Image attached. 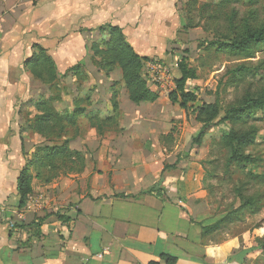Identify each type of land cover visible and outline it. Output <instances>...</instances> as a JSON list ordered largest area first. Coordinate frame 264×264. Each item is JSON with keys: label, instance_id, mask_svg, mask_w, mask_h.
<instances>
[{"label": "crops", "instance_id": "0c3cea01", "mask_svg": "<svg viewBox=\"0 0 264 264\" xmlns=\"http://www.w3.org/2000/svg\"><path fill=\"white\" fill-rule=\"evenodd\" d=\"M176 2L0 0V264H166L162 256L175 264H264V249L254 240L257 231L216 229L217 221L208 214L200 149L179 159L184 148L162 145L171 132L155 128L160 114L139 128L143 117L125 114L129 99L121 94L118 122L128 117L129 128L102 135L80 130L69 149L84 156L83 171L49 183L33 178L32 194H43V208L36 214L18 208L20 170L36 148L50 145L30 130L35 103L48 98L39 94L42 84L25 66L34 46L46 49L58 75L74 67L58 58L75 57L80 41L95 40L89 35L95 31L100 37V28L108 26L120 29L138 56L161 57L180 27ZM111 74H104L109 83ZM148 88L159 96L148 105L168 96ZM111 96L102 102L89 97L86 112L112 116ZM79 100L73 98L64 109L71 113ZM153 187L159 194L146 193ZM18 212L22 227L10 231ZM37 221L38 229L30 226Z\"/></svg>", "mask_w": 264, "mask_h": 264}, {"label": "rangeland", "instance_id": "374dc122", "mask_svg": "<svg viewBox=\"0 0 264 264\" xmlns=\"http://www.w3.org/2000/svg\"><path fill=\"white\" fill-rule=\"evenodd\" d=\"M255 2L252 5L246 0L234 4L220 0H177L176 12L180 27L176 29L172 40H168L162 56L150 58L168 67L173 81V76L179 77L177 64L183 59L186 66L195 73V79L186 83V91L196 96V104H217L219 118L223 117L227 109L242 105L248 97H264V82L260 79L247 77L238 82L232 75L239 66L253 69L264 63V51L260 50L253 59L243 60L217 52L215 46L244 35L242 30L245 24L255 29L264 22V0ZM92 33L89 38L93 36L96 39H88V43L80 41L75 57L58 58L60 63L69 60V66L78 67L75 71L79 75L69 70L58 75L53 89L43 83L39 87L41 96L49 97L52 94L59 98L60 102L55 104L59 112H62L61 109L67 111L64 107L68 108L73 98L84 101L93 96L96 102L111 96L113 91L118 96H127L121 82L120 69L112 72V81L109 83L103 71L98 68L100 57L90 49L93 42L108 38L107 33L101 31L100 37H97L100 34L95 31ZM143 72L145 74L144 70ZM114 77L117 78L116 81ZM145 81L148 83L146 79ZM164 93L168 96L170 94ZM168 96L160 97L159 102L153 106L148 105L149 103L134 105L127 99L131 106L125 104V114L135 113L143 117V121L138 124L139 128L145 127L146 118L160 114V121L157 119L155 128L171 132L170 141L166 138L162 145L167 149L175 146L184 148L179 153V159L181 156L182 159L183 156L190 157V154L200 156L205 172L204 190L207 192L208 214L212 215V220L217 221L216 229L224 234H241L249 229L257 231L254 240L264 249V112L255 113L254 119L246 122L236 120L211 125L204 137L196 143L201 124L196 122L192 108L183 111L177 104H172ZM131 122L127 117L123 122H118L116 127L112 126L111 130L129 128ZM77 128L87 131L90 127L86 119L80 118L77 120ZM249 131L254 132L253 143L239 144L237 138ZM231 134L234 136L231 137ZM39 137L46 144L58 142ZM196 147L200 150L194 154L191 150ZM65 172L66 176L75 174L69 170Z\"/></svg>", "mask_w": 264, "mask_h": 264}, {"label": "trees", "instance_id": "16d2710c", "mask_svg": "<svg viewBox=\"0 0 264 264\" xmlns=\"http://www.w3.org/2000/svg\"><path fill=\"white\" fill-rule=\"evenodd\" d=\"M220 1L234 4L242 0ZM246 1L252 5L256 4V0ZM101 31L106 32L108 38H101L90 46V49L95 53L94 55L100 57L101 61L98 68L106 75H109L117 68L120 69L121 82L131 103L135 105L155 103L159 96L148 88L142 73L145 63L153 60L138 56L117 27L100 28ZM242 31L244 35L229 39L231 42L216 44V51L239 57L243 60L253 59L260 50L264 51V22L255 29H251L248 24H245ZM34 50L32 56L26 60L25 66L36 81L53 89V83L58 79L56 66L47 55L46 49L35 45ZM177 67L179 78L174 79L175 91L169 94L168 99L172 104H177L184 111L192 108L196 122L201 124L196 143L204 137L211 125H219L236 120L246 122L254 119L255 113L264 112V97L258 99L248 97L243 101L242 105L227 109L223 117L219 118L220 110L217 104H196V96L186 91V83L195 79L194 71L186 66L183 59L179 61ZM77 68H72L71 72L74 71V74L78 73L75 71ZM76 75H79V73ZM232 75L238 82L243 81L247 77L258 78L264 82V63H260L258 67L253 69L239 66L232 72ZM56 102H60L59 98L51 94L48 98H41L35 103L36 115L31 121L30 130L42 138L54 139L58 142L36 148L31 155V159L20 170L16 181L19 209L25 206L28 196L32 194L31 181L33 178L39 179L43 183H49L58 176H66L64 175L67 173L65 172L66 170L75 174L83 171L85 167L84 156L80 152L69 149V143L76 139L80 132V128H77L78 119H86L88 126L97 130L100 135L103 132L111 131L112 126L116 127L118 125L119 108L116 91L112 92L110 99L113 115L108 118H100L93 113L86 112V103H89V97L84 99V101L79 100V104L75 105L74 111L71 113L67 111L59 112L54 105ZM189 105L191 106L189 107ZM68 127H71V129H68ZM232 136L234 134H231ZM253 138L254 132L249 131L237 139L239 144L250 145L253 143ZM146 193L159 194V191L156 187H153ZM59 218L61 219V217ZM16 226L22 227L20 224ZM30 226L38 229L40 222H33ZM39 235L37 231L34 233L36 237H39ZM162 259L166 264H175L176 262L174 258L167 256H162Z\"/></svg>", "mask_w": 264, "mask_h": 264}, {"label": "built area", "instance_id": "2783aa9c", "mask_svg": "<svg viewBox=\"0 0 264 264\" xmlns=\"http://www.w3.org/2000/svg\"><path fill=\"white\" fill-rule=\"evenodd\" d=\"M143 70L144 78L148 81L147 86L160 89L167 93L175 90V83L172 79L171 72L168 67L160 65L158 62L148 61L145 63ZM44 196L41 193L31 194L28 196L23 211L36 214L41 211L44 205ZM23 213L18 212L17 220H10L8 228L10 231L17 229L16 225L22 222Z\"/></svg>", "mask_w": 264, "mask_h": 264}]
</instances>
